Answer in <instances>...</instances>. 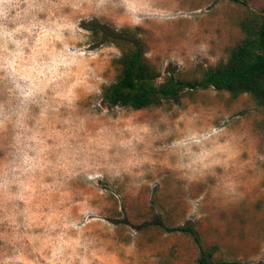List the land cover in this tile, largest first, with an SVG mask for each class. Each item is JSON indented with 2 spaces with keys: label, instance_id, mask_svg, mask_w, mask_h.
<instances>
[{
  "label": "rangeland",
  "instance_id": "374dc122",
  "mask_svg": "<svg viewBox=\"0 0 264 264\" xmlns=\"http://www.w3.org/2000/svg\"><path fill=\"white\" fill-rule=\"evenodd\" d=\"M157 3L160 11L131 0L127 19L101 17L106 26H119L117 32L126 40H102L81 20L80 27L91 35L76 50L61 51L54 33L34 34L29 41L32 47L25 48L32 53L25 71L51 77V84L69 99L93 84L101 89L94 94L95 103L91 96L87 102H77L87 107L92 120L80 135L119 138L127 142L129 154L118 189L106 191L108 185L99 181L87 190L92 195L91 205H85L90 222L83 229L64 230V240L79 239L78 255L68 257L71 247L54 255L53 244L61 249L65 245L49 244L45 228L39 227L30 230L37 237L30 260L39 264H59L60 260L65 264H199L201 249L215 246L214 260L264 264V105L251 93L235 97L213 86L141 109L109 105L103 99V88L117 78L116 60L134 47V41L161 71L160 81L171 72L184 79L200 78L207 68L228 59L244 35V24L252 21L253 31L261 24L264 0ZM138 12L146 17L142 23H136ZM87 14L99 16L100 12ZM44 16L40 13V18ZM41 56L48 58L46 64H41ZM5 71L0 69V76ZM10 78L19 80L17 74ZM101 105L107 106V113H100ZM49 131L56 136L63 126L56 124ZM227 186L234 187V195L226 193ZM35 210L50 213L54 209L42 204ZM183 225L196 228L201 244L190 233L176 229ZM130 230L137 235L133 237Z\"/></svg>",
  "mask_w": 264,
  "mask_h": 264
},
{
  "label": "clouds",
  "instance_id": "9594fccd",
  "mask_svg": "<svg viewBox=\"0 0 264 264\" xmlns=\"http://www.w3.org/2000/svg\"><path fill=\"white\" fill-rule=\"evenodd\" d=\"M130 3L131 0H0V69L6 70L0 76V264H39L38 260L28 259L36 250L37 238L30 230L39 227L45 228L49 244L57 241L65 245L61 249L53 244L54 255L62 254L67 247L72 248L67 252L69 258L78 255L75 245L79 239L64 240V230L83 229L90 222L85 205H91L92 195L87 190L95 188L99 181L108 185L106 191L118 189L129 163L126 141L80 135L92 120L87 107L77 102H87L91 96L95 103L94 94L101 89L93 84L69 99L51 84V77L25 71L32 56L25 48L32 47L29 41L34 34L54 33L61 51L70 47L76 50L91 35L90 30L80 27L81 20L90 24L94 20L105 23L101 17L127 19ZM139 6L161 10L157 0H139ZM89 10H99L100 15H88ZM40 13L45 14L43 19ZM138 16L136 23L146 18L139 12ZM108 27L119 31L115 23ZM47 61V57H40L41 64ZM12 74H17L19 80L11 79ZM99 110L101 114L108 112L104 105ZM56 124H61L63 131L53 136L49 129ZM141 183L142 180L136 182L134 187L138 189ZM225 191L235 194L232 186ZM42 204L54 210L36 211ZM41 216L46 219L41 220ZM56 229L60 232L51 235ZM130 233L137 235L135 230ZM59 264L65 262L60 260Z\"/></svg>",
  "mask_w": 264,
  "mask_h": 264
},
{
  "label": "trees",
  "instance_id": "16d2710c",
  "mask_svg": "<svg viewBox=\"0 0 264 264\" xmlns=\"http://www.w3.org/2000/svg\"><path fill=\"white\" fill-rule=\"evenodd\" d=\"M87 27L102 40L118 42L124 39L97 20L88 23ZM252 27V21L242 26L244 35L231 49L226 61L207 68L202 77L192 79L171 72L160 81L161 71L147 60L140 44L134 41V47L124 51L116 60L119 72L116 80L103 88V99L109 105L141 109L161 105L166 99L179 98L186 91L213 86L217 90L229 91L235 97L251 93L260 105H264V18L254 31ZM176 229L190 233L201 244L196 228L183 225ZM215 249V246L202 248L199 264H249L239 260H214Z\"/></svg>",
  "mask_w": 264,
  "mask_h": 264
}]
</instances>
